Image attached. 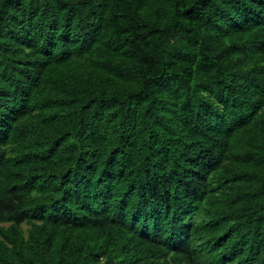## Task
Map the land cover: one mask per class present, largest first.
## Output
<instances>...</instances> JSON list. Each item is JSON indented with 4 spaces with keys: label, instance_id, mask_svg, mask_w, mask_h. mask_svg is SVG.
Masks as SVG:
<instances>
[{
    "label": "trees",
    "instance_id": "16d2710c",
    "mask_svg": "<svg viewBox=\"0 0 264 264\" xmlns=\"http://www.w3.org/2000/svg\"><path fill=\"white\" fill-rule=\"evenodd\" d=\"M0 264H264V0H0Z\"/></svg>",
    "mask_w": 264,
    "mask_h": 264
}]
</instances>
